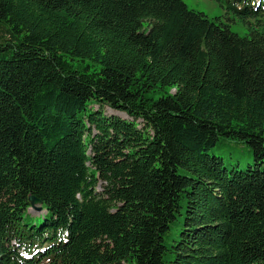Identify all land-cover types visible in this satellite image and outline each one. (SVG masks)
Returning a JSON list of instances; mask_svg holds the SVG:
<instances>
[{
    "label": "trees",
    "instance_id": "trees-1",
    "mask_svg": "<svg viewBox=\"0 0 264 264\" xmlns=\"http://www.w3.org/2000/svg\"><path fill=\"white\" fill-rule=\"evenodd\" d=\"M213 1L243 36L182 0H0V264H264V0Z\"/></svg>",
    "mask_w": 264,
    "mask_h": 264
},
{
    "label": "rangeland",
    "instance_id": "rangeland-1",
    "mask_svg": "<svg viewBox=\"0 0 264 264\" xmlns=\"http://www.w3.org/2000/svg\"><path fill=\"white\" fill-rule=\"evenodd\" d=\"M189 8L204 13L209 19L219 18L222 22L228 24L232 32L237 33L241 36L245 34V28L241 22L235 21H228L224 15V10L221 8L219 3L213 0H182ZM98 106H94V109H97ZM104 114L106 115H116L123 119L131 120L127 115L122 112L114 111L109 109L108 107H104L103 109ZM141 126V125H139ZM29 213L34 216H38L41 214L36 210H30ZM182 217H179L180 222L173 226L170 233L165 237V242L170 244L174 239L178 237V228L182 223Z\"/></svg>",
    "mask_w": 264,
    "mask_h": 264
},
{
    "label": "water",
    "instance_id": "water-1",
    "mask_svg": "<svg viewBox=\"0 0 264 264\" xmlns=\"http://www.w3.org/2000/svg\"><path fill=\"white\" fill-rule=\"evenodd\" d=\"M29 202L33 210H40V207L37 206V204L39 203V200L37 198H35L34 196H29Z\"/></svg>",
    "mask_w": 264,
    "mask_h": 264
}]
</instances>
